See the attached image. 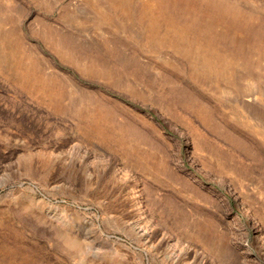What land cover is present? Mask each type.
<instances>
[{
  "label": "rangeland",
  "instance_id": "374dc122",
  "mask_svg": "<svg viewBox=\"0 0 264 264\" xmlns=\"http://www.w3.org/2000/svg\"><path fill=\"white\" fill-rule=\"evenodd\" d=\"M0 264H264V0H0Z\"/></svg>",
  "mask_w": 264,
  "mask_h": 264
}]
</instances>
